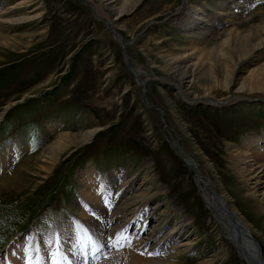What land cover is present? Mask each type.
I'll return each instance as SVG.
<instances>
[{
  "label": "rangeland",
  "instance_id": "rangeland-1",
  "mask_svg": "<svg viewBox=\"0 0 264 264\" xmlns=\"http://www.w3.org/2000/svg\"><path fill=\"white\" fill-rule=\"evenodd\" d=\"M16 1L19 0H4V5ZM207 1L142 0L136 8L128 7L118 22L128 33L117 29L125 43L127 62L145 82V99L160 109L164 127L157 109L142 102L141 84L125 67L118 42L81 1L36 0L30 10L39 4L40 18L9 29L7 34L16 35L20 43L15 49H0V177H16L26 186L30 184L29 176L19 167L51 144L50 125L58 133H78L76 136L91 128L102 130L90 144L63 154L52 176L35 189L19 196L0 190V264H11L7 248L16 239L22 240L24 250L30 241L41 246L44 240H50L48 248L55 249L60 226L70 225V221L80 225L82 216L78 208L84 199L76 180L79 173L91 166L96 178L107 179L116 171L124 173L126 179L135 177L132 187L144 176L156 184L161 193L153 197L149 213L157 205L159 211L152 210L143 237L154 232L159 222L157 214L162 211L167 215L166 229L177 216L184 220L182 240H188L190 248L180 254L177 263L204 264L211 260L210 264H247L221 235L216 214L213 216L207 209L198 190L202 184L193 179L192 170L168 142L196 162L204 183L223 196L229 206L232 207L231 202L235 205L236 213L248 223L247 229L264 260V176L259 175L257 184L252 179L242 180L235 152L251 135H264V91L245 90L240 93L243 100L234 99L239 95L233 93L240 85L238 80L222 102V98L208 97L205 105L199 106L191 102L192 97L184 99L176 91L179 83L160 71L163 63L158 57L163 50L160 52L153 45V39L161 38L164 51L178 50L175 45L186 40L177 26L183 17L181 12L192 4ZM253 1H241L245 10L236 9L235 16L242 20L246 12L264 7V0ZM252 2L255 5L250 8ZM167 5L172 10L163 11L160 20L145 25L146 16L164 10ZM213 34L205 37L213 41ZM143 44H148L145 52L139 49ZM149 60L155 64L151 65ZM251 62L238 66L233 80L246 77L248 71L264 62V57L260 53ZM157 63L161 64L160 69ZM194 74L196 79L201 72ZM20 99L23 101L1 115L8 101ZM227 143L232 144L228 149ZM251 188H255V193L251 194ZM149 193L155 194L156 188L152 186ZM153 242H149L148 248ZM83 244L91 264H101L105 256L94 249L96 243ZM21 256L26 257L25 251Z\"/></svg>",
  "mask_w": 264,
  "mask_h": 264
},
{
  "label": "bare ground",
  "instance_id": "bare-ground-1",
  "mask_svg": "<svg viewBox=\"0 0 264 264\" xmlns=\"http://www.w3.org/2000/svg\"><path fill=\"white\" fill-rule=\"evenodd\" d=\"M110 1L99 0L93 3L92 0H89L96 14L104 17L114 31L121 29L128 34L126 27L120 26V23H118L121 19V14L128 11V7L136 8L142 0ZM241 1L244 4L246 3V0H208L204 4L196 3L190 5L181 12L183 17L180 18L177 25L178 29L182 31L181 37L186 38L182 44L175 45L174 49L178 50L173 52L164 51L165 46L164 48L160 47L163 42L162 39H153L154 48L156 50L159 49L160 52L163 50L158 57L163 63L162 69H160L161 64L157 63V66L160 71L162 70L168 75L169 80L179 83L176 84L177 86L175 85L176 91L179 94L181 93L184 99L186 96L187 98L192 97L191 102H197L199 106H204L208 97L216 100H218L217 98H222L220 99L222 102L231 93V87L238 85V80L240 85L233 93H239V95L234 96V99L243 100L244 98L240 93L245 90L258 89L256 91H264V62L248 71L246 77L239 76L237 80H233V75L238 66L252 63L251 58L259 57L260 53L264 57V52L262 53L264 50V7L257 8L250 13L246 12L245 19L241 20L240 17H236L234 14L236 9L241 12L245 10L244 6H240ZM35 2L36 0H19L13 5L6 6L4 5V0H0V49H15L16 44L20 43L16 35L7 34L12 27L25 22L31 23L40 18L39 9L41 7L39 4L30 10V7ZM253 2L251 3L252 5L248 4L250 8L255 5V2ZM112 3H115V5ZM167 3L169 4L168 1ZM169 7L170 5H167L164 10L146 16L144 18L145 25L148 21L160 20L163 11L172 10ZM211 32L214 33L212 39L216 38L213 41L206 38V35ZM107 35L105 33V39L108 38ZM147 45L143 44L139 49L145 52ZM156 53L158 54V52ZM150 62L151 65L155 64L153 60ZM196 71H200L201 74L195 79L194 73ZM135 79L140 84L141 79L139 80L138 75ZM169 80L168 83L170 82ZM159 90L162 91L163 88ZM168 97L166 99H169ZM22 101L23 99L8 101L1 115L11 106ZM169 101L167 102L169 103ZM49 128L53 134L51 144L34 157L26 159L19 167L20 171L29 176L28 182L30 184L26 186L24 181L16 177L10 179L9 177L1 176V191H13V194L19 196L26 190L35 189L36 185L41 184V181L52 176L63 154L90 144L96 133L101 129L93 127L94 129L91 128L82 134L79 132L81 135L76 136L78 133L76 135H72L71 132L58 133L56 130L54 131L55 126L53 127V125H50ZM251 136H249L250 138L247 141L242 142L241 148L236 147V161L239 163L236 167L240 170L239 175L242 180L248 181L252 179L257 184L261 179L259 175L262 174L264 176V135L260 136V138L257 135ZM175 146L177 147L176 152L187 164L188 168L196 170L200 178L199 180L195 178L196 182L202 184L198 186V190L201 192L207 209L213 216L216 214L214 218L220 228L222 227L220 221L223 223L228 219L224 208L228 209L247 228L248 223L246 224L245 218L242 219L236 213V207L231 200L229 202H231L232 207L228 205L227 200H223V196H219L221 200L214 199L215 197L203 188L205 185H203L199 174V166L193 159L182 155L178 146L176 144ZM230 146L232 144L227 143L225 148L228 149ZM240 163L243 164L242 167H240ZM93 168V166L85 168L79 173V177L76 180L79 187L78 190L84 199V202L78 208L79 215L82 216V222L77 225L78 223L74 224L70 221V225L60 226L61 228L58 229L59 233L57 235L58 247L55 249L48 248L50 240L41 241V246H39L41 249L39 255L43 258L41 264L46 262L50 264L53 253L57 255V259L65 258L62 261L64 264H91V260L87 259L88 253H86L85 245L83 244L85 241L96 243L94 249L96 248L97 250L99 248V254L105 256L101 264H179L177 263V258L190 248V242L182 240L186 228L184 220L177 216L175 222L166 229L167 218L165 219L164 217L167 215L165 211H162L157 214L156 220L159 222L155 225L154 232L143 237L147 220L153 215V211H159V206L157 205L149 213L150 202L153 197H157L161 193V190L155 186L156 184L144 176L136 187H132L133 183L136 182L134 180L135 177L132 176V178L126 179L127 177L125 178L124 173L116 171H112L107 179L99 178V176L96 178L94 176L97 175H94ZM206 184L210 187L208 183ZM152 186L153 189L156 188L155 194L149 193ZM218 186L222 190L221 185ZM251 189V194L255 193V188ZM214 200H219L221 203L220 209L217 210L218 213L213 209ZM163 210L166 209L163 208ZM221 235L229 243L226 232L223 229ZM26 241L28 242L29 239L26 238ZM117 241H119L118 244ZM151 241L154 242L148 248V244ZM22 243L21 239H16L7 248V255L9 256L7 260L9 263L26 264L29 255L36 259L35 246L30 247L29 245L24 250ZM109 245H115V247H109ZM23 251H25L26 257L21 256ZM242 260L247 263L245 259ZM211 262V260H207L204 264H210Z\"/></svg>",
  "mask_w": 264,
  "mask_h": 264
},
{
  "label": "water",
  "instance_id": "water-1",
  "mask_svg": "<svg viewBox=\"0 0 264 264\" xmlns=\"http://www.w3.org/2000/svg\"><path fill=\"white\" fill-rule=\"evenodd\" d=\"M79 1H81L83 4H85L90 9L92 14L97 19L101 20L104 23V25L106 26L108 31L112 34L113 38L118 42V44L121 48L122 55L124 57L125 67L131 73V75H133V78H134L135 82L137 83V80L135 79V77L137 78V74L135 72H133V70L130 68V65L127 62V55L125 52L123 37L119 33H117V31H114L110 27V23L107 22V20H105L104 17L96 14V12L94 11L93 6L90 2H88L87 0H79ZM140 84H141L140 85L141 86L140 97H141L142 102L148 107H153V108L157 109V111L160 115V120H161L163 127H164V122L162 119V113H161L160 109L158 107L152 106L151 104H149L146 101L145 96H144V91H145L144 82L140 80ZM168 143L170 144V146L174 150L177 151V147L175 146V144H173L171 142H168ZM186 166H187V164H186ZM191 172L193 173V175L195 176V178L197 180L200 179L199 176L197 175V172L195 169H192ZM194 176H193V179H194ZM202 183L208 189L209 193H211L215 197L214 199L217 198V199L221 200L219 195H217V193L214 192L212 190V188H210L206 183H204V182H202ZM213 203H214L213 209L217 212V210L220 209L219 206L221 205V203L219 202V200H214ZM224 210L227 213L228 219L225 220V222H223V223H222V221H220V223L222 224V227L221 228L219 227L220 233H221L222 229L226 232L227 239L229 240V243L232 246L233 250L235 251L236 255L239 258L245 259L247 261V263H250V264H264L263 258L261 256L259 245L253 239V237L250 235L247 228H245V226L241 223V221H238L236 219V217L234 215H232V213L228 209L224 208Z\"/></svg>",
  "mask_w": 264,
  "mask_h": 264
},
{
  "label": "snow or ice",
  "instance_id": "snow-or-ice-1",
  "mask_svg": "<svg viewBox=\"0 0 264 264\" xmlns=\"http://www.w3.org/2000/svg\"><path fill=\"white\" fill-rule=\"evenodd\" d=\"M119 243V241H117V244ZM29 245L30 247L33 246V242H29ZM109 247H115V245H109ZM99 250V248L97 249ZM35 251L37 252V256H36V259L35 261L33 260V258L31 256L28 257L27 259V262L26 264H41V261H42V257L39 255L41 249L39 246H35ZM65 258H60V259H57V255L55 253L52 254L51 256V260H50V264H62V261L64 260Z\"/></svg>",
  "mask_w": 264,
  "mask_h": 264
}]
</instances>
